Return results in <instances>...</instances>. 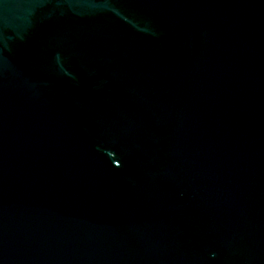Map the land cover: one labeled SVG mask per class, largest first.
I'll return each mask as SVG.
<instances>
[{
    "label": "water",
    "instance_id": "95a60500",
    "mask_svg": "<svg viewBox=\"0 0 264 264\" xmlns=\"http://www.w3.org/2000/svg\"><path fill=\"white\" fill-rule=\"evenodd\" d=\"M0 264H264V0H0Z\"/></svg>",
    "mask_w": 264,
    "mask_h": 264
}]
</instances>
